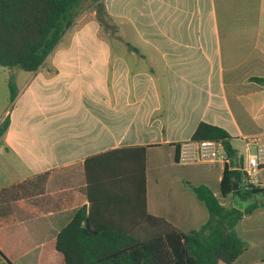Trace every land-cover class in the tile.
<instances>
[{"label": "crops", "instance_id": "obj_1", "mask_svg": "<svg viewBox=\"0 0 264 264\" xmlns=\"http://www.w3.org/2000/svg\"><path fill=\"white\" fill-rule=\"evenodd\" d=\"M101 1L103 23L94 4L79 12L35 72L0 67V123L9 121L0 137V264H63L55 240L88 207V159L118 170L122 159L107 153L145 147L147 211L186 233L208 214L185 183L217 199L224 167L236 170L264 147V85L254 80L264 79V0ZM107 20L109 40L99 35ZM200 123L229 136L226 164L175 161L174 145ZM249 182L264 187V167ZM236 232L248 248L235 264H264V208Z\"/></svg>", "mask_w": 264, "mask_h": 264}, {"label": "trees", "instance_id": "obj_2", "mask_svg": "<svg viewBox=\"0 0 264 264\" xmlns=\"http://www.w3.org/2000/svg\"><path fill=\"white\" fill-rule=\"evenodd\" d=\"M86 1L0 0V67L35 72ZM93 4L103 23L106 14L102 1L93 0ZM254 80L264 85V79ZM8 91L12 101V81L8 82ZM8 123L7 117L0 123V137ZM204 140L220 141L228 158L232 156L229 136L222 129L198 124L190 141ZM174 147L177 162L179 144ZM107 154L120 156L123 168L115 170V163L98 164L97 158L84 162L88 207L78 208L56 236L55 249L63 264H235L248 248L236 226L245 216L264 208V187L246 183L241 172L225 166L219 191L223 198L233 199L225 206L207 186L186 182L206 208L208 218L199 228L183 233L147 211L146 148H125ZM87 162L97 164L94 171L89 170ZM95 167L101 170L100 176H93ZM235 185L237 190H233Z\"/></svg>", "mask_w": 264, "mask_h": 264}, {"label": "built area", "instance_id": "obj_3", "mask_svg": "<svg viewBox=\"0 0 264 264\" xmlns=\"http://www.w3.org/2000/svg\"><path fill=\"white\" fill-rule=\"evenodd\" d=\"M216 160H221L224 164L229 161L220 141H188L179 145L177 157V163L179 164H203ZM261 167H264V147L257 146L256 153L247 155L244 163L236 170L243 174L246 183L251 184L249 182L250 177Z\"/></svg>", "mask_w": 264, "mask_h": 264}, {"label": "rangeland", "instance_id": "obj_4", "mask_svg": "<svg viewBox=\"0 0 264 264\" xmlns=\"http://www.w3.org/2000/svg\"><path fill=\"white\" fill-rule=\"evenodd\" d=\"M92 4H93V0H87L81 7L80 12L86 15L89 12V7H91ZM112 24H114L112 21L107 20L105 24L100 27V31H99L100 37H102L103 39L109 40L114 36L112 32L113 29H111ZM2 82H3V78L1 77V74H0V104H1V96H2L1 94ZM180 170L182 169L180 168ZM217 199L220 202V204L225 205V206L228 205L227 204L228 201H225L224 198L219 193L217 194ZM237 262H240V259Z\"/></svg>", "mask_w": 264, "mask_h": 264}, {"label": "water", "instance_id": "obj_5", "mask_svg": "<svg viewBox=\"0 0 264 264\" xmlns=\"http://www.w3.org/2000/svg\"><path fill=\"white\" fill-rule=\"evenodd\" d=\"M237 189H238V186L235 185V186L233 187V190H237Z\"/></svg>", "mask_w": 264, "mask_h": 264}]
</instances>
